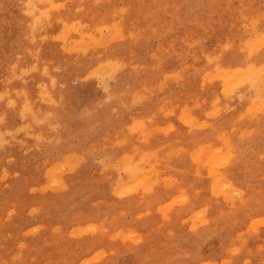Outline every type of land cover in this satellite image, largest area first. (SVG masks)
Wrapping results in <instances>:
<instances>
[{
  "label": "rangeland",
  "instance_id": "rangeland-1",
  "mask_svg": "<svg viewBox=\"0 0 264 264\" xmlns=\"http://www.w3.org/2000/svg\"><path fill=\"white\" fill-rule=\"evenodd\" d=\"M0 264H264V0H0Z\"/></svg>",
  "mask_w": 264,
  "mask_h": 264
},
{
  "label": "bare ground",
  "instance_id": "bare-ground-1",
  "mask_svg": "<svg viewBox=\"0 0 264 264\" xmlns=\"http://www.w3.org/2000/svg\"><path fill=\"white\" fill-rule=\"evenodd\" d=\"M21 1V0H20ZM23 1V0H22ZM38 1V0H37ZM50 1V0H49ZM41 2V1H40ZM37 3V2H36ZM35 3V4H36ZM21 4H22V2H21ZM26 5H27V3H26ZM32 6H33V3L31 4ZM30 5V6H31ZM40 5V4H39ZM44 6V5H43ZM23 7V6H22ZM26 7V6H25ZM29 7V6H28ZM36 7H37V5H36ZM31 8V7H30ZM44 8V7H43ZM42 8V9H43ZM27 9H29V8H27ZM36 10H39V9H36ZM45 10V9H44ZM26 12V11H25ZM36 12V11H35ZM40 12V11H39ZM34 13V12H33ZM53 13V12H52ZM51 13V14H52ZM50 14V13H49ZM50 14V15H51ZM54 14V13H53ZM39 15V14H38ZM50 15H49V17H50ZM21 16V15H20ZM26 16H27V14H26ZM55 16V15H54ZM53 16V17H54ZM24 17V16H23ZM27 18V17H26ZM36 18V17H35ZM34 18V19H35ZM38 18V17H37ZM40 18V17H39ZM28 19V18H27ZM23 20H24V18H23ZM28 21V20H27ZM54 21V20H53ZM22 22V21H21ZM30 22V21H29ZM56 22V21H55ZM53 24V23H52ZM31 25V24H30ZM32 26H33V24H32ZM105 32V31H104ZM105 35H107L106 33H104ZM103 34V35H104ZM103 35H101V36H103ZM104 37V36H103ZM100 40H102L103 41V39H100ZM99 40V41H100ZM18 44V43H17ZM20 44H22V42H20ZM24 45H26V44H23L22 46H24ZM27 46V45H26ZM25 46V47H26ZM24 47V48H25ZM22 48V47H21ZM57 48V47H56ZM19 49V48H18ZM34 51V50H33ZM87 56V55H86ZM33 57V56H32ZM22 59V58H21ZM84 59H85V57H84ZM10 60V59H9ZM12 60V59H11ZM13 61V60H12ZM21 61V60H20ZM101 61V60H100ZM8 62V61H7ZM11 63V62H10ZM101 63V62H100ZM103 63V62H102ZM19 64H21V63H19ZM11 66V65H10ZM27 66V65H26ZM99 66V65H98ZM97 66V67H98ZM104 66V65H103ZM22 67V66H21ZM20 67V68H21ZM40 67V66H39ZM18 68V67H17ZM25 68V67H24ZM43 68V67H42ZM127 68V67H126ZM95 69V68H94ZM121 69V68H120ZM123 69V68H122ZM40 70V69H39ZM99 70V69H98ZM125 70V69H124ZM24 71V70H23ZM50 71V70H49ZM73 71V70H72ZM130 71V70H129ZM10 72V71H9ZM43 72V71H42ZM42 72H40V74L42 73ZM84 73H85V71H83ZM123 72V71H122ZM125 72V71H124ZM127 72V71H126ZM19 73V72H18ZM17 73V74H18ZM51 73V72H50ZM92 73V72H91ZM135 73V72H134ZM133 73V74H134ZM16 74V73H15ZM129 74V73H128ZM136 74V73H135ZM134 74V75H135ZM14 75V74H13ZM93 75V74H92ZM96 75V74H95ZM119 75V74H118ZM121 75V74H120ZM126 75V74H125ZM138 75V74H137ZM246 75V74H245ZM241 75V74H237L236 76H237V78H233V82H234V84H237V85H243V82H247V81H244L245 79H247L248 78V76L246 75ZM20 76V75H19ZM47 76H49V75H47ZM53 76V75H52ZM114 76V75H113ZM133 76V75H132ZM21 77V76H20ZM115 77H116V75H115ZM120 77H122V76H120ZM119 77V78H120ZM123 77H125V76H123ZM128 77H130V76H128ZM138 77H140V76H138ZM22 78V77H21ZM118 78V77H117ZM119 78L118 79H116V80H119ZM141 78V77H140ZM126 79V78H125ZM124 79V80H125ZM61 80V79H60ZM115 80V81H116ZM127 81H128V79H126ZM257 80H258V78H257ZM58 81V80H57ZM120 81V80H119ZM130 81V80H129ZM144 81V80H143ZM142 80L140 81V82H143ZM16 82V81H15ZM118 81H116V83H117ZM124 82V81H123ZM126 82V81H125ZM133 83H134V81H132ZM17 83V82H16ZM119 83V82H118ZM136 83V82H135ZM244 83V84H245ZM253 84H254V86H255V88H256V93H258V95L259 94H261V91H262V89H263V84H259L258 82H252ZM18 84V83H17ZM131 85V84H130ZM251 85V84H250ZM15 86H16V84H15ZM123 86V85H122ZM133 86V85H132ZM118 87V85L116 86V88ZM20 88V87H19ZM124 88V87H123ZM133 88V87H132ZM115 89V88H114ZM122 88H120V91H119V93L122 91L121 90ZM129 89V88H128ZM131 89V88H130ZM118 90V89H117ZM124 90V89H123ZM130 91V90H129ZM124 92H125V90H124ZM127 93H128V91H126ZM131 92L132 91H130V94H131ZM243 92V91H242ZM60 93V92H59ZM116 93H118V92H116ZM116 93L114 94V95H116ZM123 93V92H122ZM55 95V94H54ZM129 95V94H128ZM237 95H238V92H234L233 93V95L230 97V113L232 114V115H234V114H236V113H239V112H241L244 108H245V106H244V104L238 99V98H236L237 97ZM257 95V96H258ZM37 97V96H36ZM40 97V96H39ZM40 99V98H39ZM126 99V98H125ZM257 99V98H256ZM256 101V100H255ZM244 102V101H243ZM58 103H59V101H58ZM254 103H256V102H254ZM229 104V103H228ZM58 105V104H57ZM73 105V104H72ZM259 105V104H258ZM51 107V106H50ZM69 107V106H68ZM67 107V108H68ZM71 108V107H70ZM256 108V107H255ZM54 109V108H53ZM123 109V108H122ZM55 110V109H54ZM58 111V110H57ZM55 112H56V110H55ZM55 112H54V114H55ZM57 113V112H56ZM185 114V113H184ZM211 114V113H210ZM214 115V114H213ZM183 118V117H182ZM186 118H187V116H186ZM44 119V118H43ZM48 119V118H47ZM185 119V118H184ZM188 121V120H187ZM80 122V121H79ZM70 127V126H69ZM80 129V128H79ZM31 130V129H30ZM29 130V131H30ZM58 131H60L59 129H58ZM29 133V132H28ZM30 142V141H29ZM206 148H207V146H205ZM204 151H205V149H204ZM213 154V153H212ZM216 154H218V153H216ZM236 154V153H235ZM238 154V153H237ZM236 154V155H237ZM201 155V154H200ZM199 155V156H200ZM232 155V154H231ZM241 155V154H240ZM212 156V155H211ZM216 156V155H215ZM235 156V155H234ZM233 156V157H234ZM231 157V156H230ZM236 157V156H235ZM240 157V156H239ZM238 157V158H239ZM242 158V160H243V157H241ZM200 159V158H199ZM198 159V160H199ZM218 159V158H217ZM221 159L222 158H220V161H221ZM228 159V158H227ZM235 159V158H234ZM237 159V158H236ZM245 160V159H244ZM244 160L242 161L243 163H244ZM230 161V160H229ZM229 161H228V163H229ZM237 161V160H236ZM235 161V162H236ZM124 162V161H123ZM216 162H218V160L216 161ZM242 162H240V163H242ZM78 163V162H77ZM117 163V162H116ZM206 163V162H205ZM212 163V162H211ZM215 163V162H214ZM234 163V162H233ZM119 164H121V163H119ZM222 164V163H221ZM230 164V163H229ZM77 165V164H76ZM202 165V164H201ZM232 165V164H231ZM215 167V166H214ZM113 168V167H112ZM210 168H212V167H210ZM223 168V167H222ZM225 168V167H224ZM143 168H141L140 170H139V167H138V165H134V164H131L130 166H129V170L132 172V174H131V172H130V174L135 178V179H137V181L136 180H133L131 183H129L128 185H121V183H118L119 184V186H118V189H119V191L117 192V194H118V196L120 195V196H125V197H134L133 195H135V189L137 188V183H139L140 181H139V178L141 177H143L144 176V171L142 170ZM227 169H228V167H227ZM234 169V168H233ZM230 170H231V168H230ZM56 172V170L54 171V173ZM100 172V171H99ZM246 172V171H245ZM57 173V172H56ZM229 173H230V171H229ZM232 173V172H231ZM234 173V172H233ZM249 173V172H248ZM130 175V176H131ZM213 175H214V173H213ZM246 175V174H245ZM48 176V175H47ZM55 176V175H54ZM129 176V177H130ZM145 178V177H144ZM112 179H114V181H116L117 182V178L116 177H113ZM223 179V178H222ZM143 181V180H142ZM143 185V184H142ZM141 185V186H142ZM215 186H217V185H215ZM219 189H218V191H219V193L220 192H224L226 195H227V197H228V200H233V199H236V197H237V194H235V190L233 189L234 187H232L231 185H230V183H229V181L228 182H219V184H218V186H217ZM217 189V188H216ZM138 191V190H137ZM153 192V191H152ZM240 192V191H239ZM137 194H139L138 192H137ZM136 194V195H137ZM146 194H148V192L146 193ZM143 198V197H142ZM237 201V200H236ZM174 202V201H173ZM172 205V204H171ZM168 209H170V207L168 208ZM156 211V210H155ZM164 212V211H163ZM201 217V216H200ZM88 230V229H87ZM91 230V229H90ZM83 231V230H82ZM102 257V256H101Z\"/></svg>",
  "mask_w": 264,
  "mask_h": 264
}]
</instances>
